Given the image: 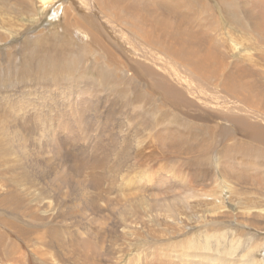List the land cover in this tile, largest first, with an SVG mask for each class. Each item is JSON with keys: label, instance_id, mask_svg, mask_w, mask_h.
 <instances>
[{"label": "bare ground", "instance_id": "obj_1", "mask_svg": "<svg viewBox=\"0 0 264 264\" xmlns=\"http://www.w3.org/2000/svg\"><path fill=\"white\" fill-rule=\"evenodd\" d=\"M45 18L47 22L53 20L50 22L53 24L43 30L41 24ZM10 38L17 43H12L13 47H7L6 52L0 54L3 60H0L1 161L10 153L8 144L18 135L15 131L19 126L16 130L10 129L9 125L6 127L5 121L13 120L8 118L28 119L26 116L30 115V119L35 120L44 132L46 122L52 117L49 114L48 120L47 111L54 110H47L48 95L50 103L55 105L56 97L63 100L67 92L82 81L109 92H118L116 97L123 99V103L134 109L137 116L150 117L151 124L166 122L165 125H176H167V129L172 132L169 145L174 144L178 149L175 146V150L170 149L167 153L160 150L159 159L163 160V167L159 165L155 168L158 180L167 182L177 179L182 187L187 177L181 175V163L193 166L195 159L192 156L198 151L203 153L196 156L199 157L197 162L213 159L214 173L218 175L211 185L215 187L212 193L215 198L211 197L210 202L214 208H206L210 217L203 216L204 239L198 241L188 237L184 242H171L173 240L165 236V247L161 243L156 253L165 251L182 256L204 254V260L216 261L217 264H264V254L262 259L253 255L262 254L260 250L264 249V237L258 241L259 236L255 237L252 233L258 231L256 234L262 236L264 230L258 229L257 221L243 219L246 207L240 206V211L235 212L226 201V191H221L226 175L235 174V170L251 176L258 173L260 176L255 175L253 181L264 186V0H0V44L8 41L6 47ZM183 69L204 79L209 90L201 91L185 83L179 74V70ZM255 71L262 77L258 78L259 81L251 79L256 76ZM33 88H36L35 92ZM246 94L255 102L250 103ZM124 104L119 107L124 108ZM139 126L142 124L139 123ZM142 129H138L133 137H155L154 134L149 135L146 128ZM227 140L230 142L227 143ZM216 144L220 145L218 153ZM141 151L142 148L134 147L132 153L128 151L126 160L119 169H115L114 178H124V172L133 168L142 166L145 169L149 165V156L143 157L141 163L138 160L139 167H136L137 162L133 158L137 153L141 158ZM3 176L0 174V184L3 183ZM189 185L192 183L186 187ZM191 190L186 192L184 189L185 201L197 196V192ZM255 190L249 195L254 196ZM256 192L264 194L262 189ZM207 196L204 195V199L210 198ZM18 198L17 193L0 196V205L17 207L20 204ZM245 198L238 199L237 196L233 202L229 198L227 200L239 205ZM252 201L250 207L254 208L253 213L258 220H263L264 204L259 201L256 205V200ZM219 205L228 214L224 211L220 216L215 214L218 212L215 210L220 209ZM170 213L166 219L178 217L177 211ZM244 226L251 227L253 231L248 233L255 239L241 253ZM184 230L186 227H177L180 233ZM5 247V262L29 264L30 259L23 254H13L12 244L7 243ZM32 255L30 258L34 257L36 264L47 263L46 254H35L38 258Z\"/></svg>", "mask_w": 264, "mask_h": 264}, {"label": "rangeland", "instance_id": "obj_2", "mask_svg": "<svg viewBox=\"0 0 264 264\" xmlns=\"http://www.w3.org/2000/svg\"><path fill=\"white\" fill-rule=\"evenodd\" d=\"M52 21L48 20L47 22L45 18L41 28L44 30L45 26H52L53 23L50 24ZM16 32H19V30ZM14 38H10L11 41L7 45L17 43L13 41ZM5 43L0 44V54L6 52L7 47H13L12 45H6L5 47ZM0 60L2 59L0 58ZM183 70H179V74L185 83L192 84L201 91L209 90V86L204 79L191 74L189 71L187 72L185 69ZM255 72L257 73V71ZM255 72L256 76L251 79L259 81L260 76ZM260 78L262 79V77ZM75 86L70 92H67L63 100L56 97L55 105L50 103L48 95L47 110L51 108L54 110L50 113L46 110L48 120L49 114L52 117L51 121L46 122L44 132L35 120L34 122L30 119V115L26 116L28 119L13 116L7 119H13L10 122L5 121L7 123L5 124L6 127L9 125L10 129L15 128L14 130H16V126L19 127L15 131L18 134L17 138L7 146L10 153L3 157L5 159L4 161L2 159L3 163L0 160L2 164L0 174L1 176L5 175L1 178L3 183L0 184V196L17 193L20 197L18 198L20 204H18V208L0 205V242L2 241L0 245V264H8L4 260L5 254H7V251L4 250L7 248L5 247L7 243L14 246L13 254H23L25 258L30 259L29 264H36L33 260L34 257L33 259L30 258L32 254H46V264H217L216 261L204 260V254H186L182 256L167 254L165 251H162L161 254L156 253L161 243V246L165 247L167 243H165L167 240L165 236H169L173 240L171 242H177L178 240L184 242L188 237L191 239L196 238L198 241L204 239L203 216L205 214L208 217L211 216L210 213L206 212V208H209V210L214 208L210 202H212V198H215V195H212L215 187L211 185L214 178L218 177L214 173L216 168L212 164L213 159H210L209 162H197L199 157L196 156L203 153L198 151L199 153L192 156L195 159L194 162L192 161L193 166H189L183 161L181 163V175L187 177L186 183L182 184V187L177 179L176 181L161 182V179L158 180L155 174V168L163 167V160L159 159L161 157L160 150L164 153H167L170 149L175 150L176 145H169L172 132L170 131V133L167 127L176 125H168L167 123V126L165 125L166 122L163 123L164 125L151 124L150 117L137 116V113L134 114V109L123 103V99L116 97L118 92L113 91V93L110 91V93L105 88L85 81ZM35 91L36 88H33V92ZM246 99L250 103L255 102L247 94ZM120 104H124L125 107H119ZM180 113L178 114L181 115L182 113ZM139 123L142 126H139ZM145 128L146 132L150 133L149 135L154 134L155 137L153 135L144 137V139L139 136L138 138L133 137L134 134L138 133V129L145 130ZM121 130H123L122 135L120 134ZM123 136L125 137L123 138ZM163 137L165 138L163 139ZM156 138L157 142H155ZM228 142L230 141L227 140ZM218 144L215 146L217 147ZM219 146L217 147L219 148L217 153L220 150ZM133 147L142 148V151L139 152L142 153L141 158L138 157V153L133 157L137 162L136 167H139L143 157L149 156V165L145 167L147 171L145 172L144 167L140 166V168H133L124 172V178L122 179L114 178L115 169H119L122 162L126 160L128 151L129 154L132 153ZM128 148L130 149L128 150ZM176 149H178L177 146ZM155 158L156 161H153ZM138 160H140L139 163ZM234 172L235 174L230 175L228 173L226 175L228 180L226 179V183L222 184L225 186L221 188V191H226L227 195L225 197L228 205L231 204L235 212L240 211V206L246 207L243 219L257 221L258 224H252L259 225L260 228L258 229L264 230L262 225L264 219L260 218L258 220L253 213L254 208L251 209L250 207L253 199L257 201H255L256 205L259 201L264 204V194L256 192L258 189L264 190V186L253 181L255 175L258 177L260 175L255 173L251 176L243 172L239 173L237 170ZM191 183L192 185L186 187L187 184ZM255 185L256 187H254ZM191 187L194 189L191 190ZM201 187L202 189L206 187V189L204 188L202 192ZM184 189L186 192H190L189 190L197 192L195 193L197 196L195 195L185 201ZM254 189H256L255 195L250 196L249 194ZM241 190L246 196L241 194ZM204 195H208L207 198H210L204 199ZM241 195L246 197L242 200V203L239 205L232 204L237 196L238 199L243 198ZM228 198L232 201L231 203L227 200ZM168 200H170L169 203H167ZM204 202L207 206L205 208ZM219 207L220 209L215 210L218 211L214 212L215 214L219 215L224 211L221 205ZM170 208L171 211H169ZM176 211L177 218L175 216L166 219V215ZM149 213L151 217L148 215ZM223 213H226V211ZM251 215L255 217L248 219L247 217ZM227 224L232 226L230 223ZM150 225L152 227H149ZM246 225L248 224L246 223ZM159 226L161 228H158ZM177 227L178 229L186 227V230L180 233L177 231ZM242 230L244 235L240 247L241 253L245 246L255 239L248 233V231H253L250 226H244ZM257 232L253 231L252 233L255 234V237L259 236L256 239L259 241V238H263L264 235H257ZM39 236L40 238H38ZM144 239H146L145 244ZM260 251L262 254L256 255L257 253H254L253 255L262 259L264 249ZM201 253L203 252L201 251ZM35 257L38 258L36 255Z\"/></svg>", "mask_w": 264, "mask_h": 264}]
</instances>
